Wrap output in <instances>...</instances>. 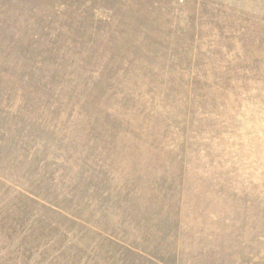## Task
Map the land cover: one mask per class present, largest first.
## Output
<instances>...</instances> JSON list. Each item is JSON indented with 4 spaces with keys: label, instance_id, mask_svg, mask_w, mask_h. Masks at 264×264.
<instances>
[{
    "label": "rangeland",
    "instance_id": "obj_1",
    "mask_svg": "<svg viewBox=\"0 0 264 264\" xmlns=\"http://www.w3.org/2000/svg\"><path fill=\"white\" fill-rule=\"evenodd\" d=\"M0 264H264V0H0Z\"/></svg>",
    "mask_w": 264,
    "mask_h": 264
}]
</instances>
